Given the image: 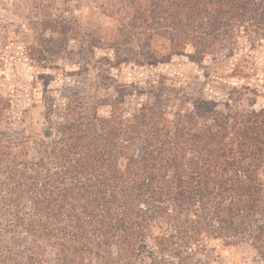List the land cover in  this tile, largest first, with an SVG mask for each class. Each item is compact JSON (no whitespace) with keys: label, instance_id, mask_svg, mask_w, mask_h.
<instances>
[{"label":"trees","instance_id":"obj_1","mask_svg":"<svg viewBox=\"0 0 264 264\" xmlns=\"http://www.w3.org/2000/svg\"><path fill=\"white\" fill-rule=\"evenodd\" d=\"M146 5L127 39L144 27L148 42L167 41L151 65L185 58L220 86L255 76L211 66L264 42V0ZM160 88L129 118L88 112L82 98L50 112L38 160L0 97V264H218L217 249L242 246L264 264V104L235 107L264 92L233 89L223 115L213 101Z\"/></svg>","mask_w":264,"mask_h":264},{"label":"rangeland","instance_id":"obj_2","mask_svg":"<svg viewBox=\"0 0 264 264\" xmlns=\"http://www.w3.org/2000/svg\"><path fill=\"white\" fill-rule=\"evenodd\" d=\"M147 2L0 0V97L10 105L11 130L27 142L33 160L48 146L41 132L49 113L60 112L75 98L83 99L88 112L94 109L103 116L114 109L129 118L139 104L160 93L163 83L193 93L195 99L213 101L220 114L228 115L232 112L228 92L242 86L264 92V42L211 66L222 75H230L228 70L236 63L238 68H249L244 74L256 70L251 79H227L225 86L216 85L211 78L204 80L202 71L185 58L151 65L150 56L160 59L167 53V41L155 37L148 42L139 34L146 32L144 27L131 29L133 41L127 39L129 25ZM210 63L208 58L203 66ZM255 99L258 106L264 104L249 94L242 107H235L245 108ZM216 251L218 264H263L245 246Z\"/></svg>","mask_w":264,"mask_h":264}]
</instances>
